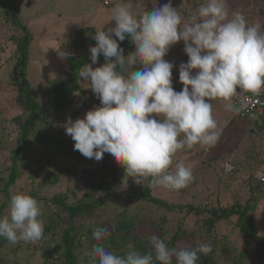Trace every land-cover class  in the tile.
Segmentation results:
<instances>
[{
  "label": "clouds",
  "instance_id": "clouds-1",
  "mask_svg": "<svg viewBox=\"0 0 264 264\" xmlns=\"http://www.w3.org/2000/svg\"><path fill=\"white\" fill-rule=\"evenodd\" d=\"M133 9L134 0H121L113 8L114 27L98 28L92 36L96 43L89 49L91 64L85 63L78 77L90 83L100 105L83 118H69L65 132L84 157L101 161L108 153L136 183H140L137 177H150V188L179 190L194 176L183 162L176 164L174 172L168 171L177 151L197 144L214 147L219 141L211 101L264 91V32L260 25L249 24L241 11H230L226 0H203L186 21L172 0L139 16ZM126 37L135 48L127 55L118 43ZM179 41L184 42L188 60L179 65L183 88L176 91L175 64L164 57ZM58 54L62 59L69 56L64 51ZM100 55L105 63L93 68ZM129 68L133 70L125 76ZM227 107L236 110L231 103ZM223 167L225 172L235 170L231 163ZM256 177L264 183V176ZM42 216V206L33 196L12 194L8 215L0 218V237L11 244L41 240ZM108 235L106 229L93 231L97 242ZM149 239L153 251L142 254L129 246L122 256L97 243L90 253L92 262L197 264L200 254L212 251L210 243L177 249L157 235Z\"/></svg>",
  "mask_w": 264,
  "mask_h": 264
},
{
  "label": "rangeland",
  "instance_id": "rangeland-1",
  "mask_svg": "<svg viewBox=\"0 0 264 264\" xmlns=\"http://www.w3.org/2000/svg\"><path fill=\"white\" fill-rule=\"evenodd\" d=\"M3 1L8 6L16 7L22 21L32 32L33 39L29 46L26 76L31 84L33 96L40 103H44L43 110L48 120L47 128H37L34 136L30 137L28 146L29 163L24 175L14 186L13 194L18 192L27 193L29 190H33L39 196L51 197L56 193L63 191L70 193L72 190L77 189L80 196L85 180L90 178L92 174H105L107 167L103 166L102 160L96 161L95 159L86 158L79 151L74 150V141L66 134L65 123L69 118L72 120L83 118L88 110L100 105V100L92 92L90 83L78 77L81 91L76 92L72 101L58 111L53 107L54 92L51 83L64 77L67 62L58 53L59 51L67 53L70 50L73 30L88 26H93L96 29L103 27L104 30L114 27L115 21L111 20L113 8L121 0H110L108 4H104L101 0ZM167 2L168 0H134L133 11L139 16L143 12ZM202 2L203 0H172V5L177 7L181 17L186 21L190 14L195 13ZM226 4L230 11L249 12L251 16V19L248 20L249 24L260 25L261 31L264 32V0H226ZM0 7L2 8V6ZM1 8L0 51L2 54L0 61L3 63L4 68L0 71V81L5 83L8 77L7 71L9 70L5 59L12 53L13 46L10 45L8 40L12 28L5 17L2 16L3 9ZM183 49L184 42L179 41L169 49L168 54L164 57L165 60L175 64L173 68V87L176 91L183 88L182 83L179 82V65L181 62H187L188 60V56ZM134 51L135 48L132 45L124 51V54L127 55L129 52ZM103 63H105V60L92 64V67L101 66ZM132 70L129 68L123 74L126 76ZM8 94L4 89L0 91V138L4 137L6 139L3 142L4 148L0 150V169L8 164V151H11L18 144L17 130L11 123L10 118L20 113V110L13 106L11 100H8ZM211 103L213 116L220 130L219 141L214 147L197 144L191 149L178 150L168 171L174 172L176 164L183 162L185 166L192 169L194 180L188 186L179 190L157 186L152 192L153 196L172 204H199L207 201H217L221 206L230 203L235 196H249L247 181L252 172H254V176L259 175L257 163L261 157H264L263 138H260L254 131L249 119L239 118L236 110H230L227 107L231 103L230 100L216 98ZM108 160L112 164L116 162L110 154H108ZM262 160L264 161V159ZM51 162H53V165L46 168L45 165ZM226 162L235 166L232 173L225 172L223 165ZM262 162L261 166L264 170V162ZM50 171L59 174L58 181L45 187L38 185V180ZM129 180L125 178L123 183L116 188L119 197L124 198L136 191L131 189L136 185ZM263 185L254 188L252 192L258 198L256 205L254 204V218L260 226L259 235L264 239ZM241 199L243 200L242 197ZM151 210L154 213L153 217L165 213L147 202L140 205L138 209L140 214L149 213ZM182 215V212L175 215L168 214L170 222L166 224V227L170 231L169 233L175 230L176 220L180 219ZM186 221L188 227L194 225L191 218ZM217 228L218 232L220 230L229 232L230 224L222 221ZM157 232L155 229L147 231L151 235ZM230 240L231 248L235 254L247 251L248 259L245 264H256L254 254L250 249L253 247L252 242L244 239L235 228L230 233ZM84 248L86 249V247ZM31 252L24 245L17 251L15 258L17 257L22 264H42L40 254Z\"/></svg>",
  "mask_w": 264,
  "mask_h": 264
},
{
  "label": "trees",
  "instance_id": "trees-1",
  "mask_svg": "<svg viewBox=\"0 0 264 264\" xmlns=\"http://www.w3.org/2000/svg\"><path fill=\"white\" fill-rule=\"evenodd\" d=\"M0 4L2 6L0 8L3 9L2 16L12 28L8 40L13 46L12 53L5 59L9 68L8 77L5 83L0 81V91L2 89L7 91L8 100H11L13 106L20 110V113L10 118L17 130L18 144L8 151V164L0 169V218H2L9 213L10 196L13 194L14 186L27 169L30 137L34 136L37 128H47L48 120L43 110L44 103L35 99L26 76L29 46L33 39L32 32L22 21L16 7L6 5L3 0H0ZM243 14L247 20L251 19L249 12ZM95 31V27L88 26L77 28L72 32L64 77L51 83L54 92L53 107L58 111L72 101L76 92L81 91L78 72L85 63H91L89 49L96 43L92 38ZM118 43L124 51L133 45L127 37ZM1 54L0 51V57ZM102 60L104 57L100 55L98 61ZM2 68L4 65L0 61V71ZM230 102L236 109L238 117L246 119L240 115L232 98ZM252 128L260 138H263L264 143V112L255 116ZM3 138H0V150L4 148L3 142L6 141ZM262 159L264 157H261L257 163L258 169L262 168ZM113 163L109 162L108 153H106L102 159L103 166L107 167L106 173L92 174L85 180L80 196L77 189L70 193L67 191L56 193L51 197L39 196L35 191L29 190L27 193L42 206L41 218L45 222L43 238L35 242L20 241L11 244L0 237V264H22L15 256L24 245L27 250L32 251L31 253L40 254L42 264H84V262L93 264L90 253L93 245L97 243H102L107 250L121 256L126 254L129 246L146 254L153 251L149 239L152 235L147 233L150 229L158 231L154 235L165 240L169 247L177 249H190L201 243H210L212 251L207 255L200 254L197 264H245L248 259L247 251L235 254L231 248L230 233L234 228L244 239L253 243L250 249L254 254L255 263L264 264V239L259 235L260 226L253 214L258 198L252 192L254 188H259L261 183L257 181L254 172L248 177L250 181H247L250 192L248 197L235 196L224 206L217 201L172 204L152 195L155 187L148 186L150 177H137L140 183H136L133 177L125 173L123 166L117 162ZM51 165L53 162L45 166L48 168ZM58 176V173L50 171L38 180V185L42 187L53 185L58 181ZM125 178L136 185L131 187L136 191L121 198L116 188ZM144 202L158 207L165 213L158 217H153L152 210L149 213L140 214L138 209ZM179 212L183 215L176 220L175 230L169 233L166 227V224L170 222L168 214L175 215ZM188 218H191L194 223L192 227L187 226ZM222 221L230 224L229 232L223 230L218 232L217 226ZM96 228L106 229L108 238L100 242L94 240L93 231Z\"/></svg>",
  "mask_w": 264,
  "mask_h": 264
},
{
  "label": "built area",
  "instance_id": "built-area-1",
  "mask_svg": "<svg viewBox=\"0 0 264 264\" xmlns=\"http://www.w3.org/2000/svg\"><path fill=\"white\" fill-rule=\"evenodd\" d=\"M104 4H108L110 0H101ZM232 101L236 105L240 115L249 119L251 123L257 114L264 112V91L258 94L251 92H240L238 95L232 97ZM258 176H264L259 173Z\"/></svg>",
  "mask_w": 264,
  "mask_h": 264
}]
</instances>
